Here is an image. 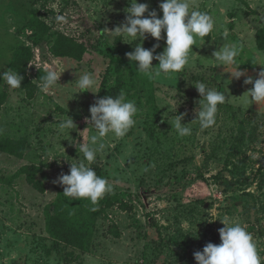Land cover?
I'll return each instance as SVG.
<instances>
[{"label":"rangeland","instance_id":"1","mask_svg":"<svg viewBox=\"0 0 264 264\" xmlns=\"http://www.w3.org/2000/svg\"><path fill=\"white\" fill-rule=\"evenodd\" d=\"M250 1L240 7L236 0H191L214 20L210 38H197L181 72L152 78L126 56L140 40L125 43L109 32L124 21L129 0H0V73L14 71L11 60L23 47L32 51L26 73L33 82L40 68L62 73L53 90L44 93L39 83L31 98L0 81V99L8 95L0 102V142L25 141L20 160L0 150V175L32 163L56 180L83 159L73 143L95 134L85 117L96 99L124 91L138 108L134 126L122 138H104L105 149L90 165L106 174L111 194L120 195L96 218L90 248L49 236L44 210L56 190L40 174L35 179L44 183L43 192L21 175L11 185L0 182V264H197L194 252L221 243L224 218L251 233L264 264V101H251L246 92L253 85L244 84L264 69V49L257 46L264 1ZM138 2L162 17L161 0ZM59 32L86 46L80 60L50 52ZM156 43V53L162 52L164 39L149 37L143 47ZM222 46L240 49L234 64L213 60ZM238 67L246 76L232 77ZM84 72L96 75L98 93L78 92L74 73ZM195 82L226 96L215 125L203 130L194 120L201 99ZM180 114H186L181 123L192 129L189 136H178L167 122ZM67 116L76 129L58 135L57 124Z\"/></svg>","mask_w":264,"mask_h":264},{"label":"clouds","instance_id":"2","mask_svg":"<svg viewBox=\"0 0 264 264\" xmlns=\"http://www.w3.org/2000/svg\"><path fill=\"white\" fill-rule=\"evenodd\" d=\"M129 4L130 6L125 9L124 21L114 30L108 31L113 38L122 37L124 42L140 40L134 50L126 53V56L136 65L138 72L152 78L181 72L189 63V53L192 51V46L196 45L197 38L203 40L209 36L215 26L212 17L207 12L197 10L191 0H161L159 9L162 11V17L158 16L155 9L149 11L147 3L129 0ZM56 20L66 22L62 15H57ZM162 32L165 33L164 37ZM149 37L157 42L161 39L165 40L166 46L162 52L156 53V49L160 47L159 43L153 44L151 48L143 47V42ZM239 53L240 49L236 46H222L213 52V60L221 65H232ZM154 59L159 62L158 66H153ZM61 74L57 69L49 68L39 78L40 90L44 93L53 90ZM74 75L77 77L74 84L78 92L98 93L94 90L98 83L94 73L84 72ZM231 75L239 79L246 76V73L238 67ZM22 80L23 77L11 69L0 73V81L6 83L10 89L20 88ZM193 84L201 97L197 102L198 107L194 110L196 113L194 120L199 122L201 130L207 129L215 125L218 105L225 102L226 96L223 91L209 88L203 82ZM244 84L253 85L246 92L251 101L256 103L264 101V69L259 71L256 79L246 76ZM126 96L124 91L117 96L106 95L96 99L89 107L90 118L85 117V120L89 127L95 130V134L87 138L81 136L83 137L81 143L72 142L83 154V159L78 163H70L69 173H61L53 181L63 187L65 197L73 200L87 199L92 204H96L106 193L113 191V185L108 179L98 176L90 165L95 161L97 154L105 149L104 138L109 134L122 138L134 126L136 122L134 117L138 108L135 102L127 100ZM184 115L186 114L176 115L174 119L167 121L180 137L192 134V129L187 124L181 123ZM74 129L76 124L67 116L59 121L56 130L58 135H63L66 130ZM221 223L225 225L218 229L221 243L216 245L209 242L202 251L194 252L193 256L197 264H261V257L251 233L240 223L229 218L221 219Z\"/></svg>","mask_w":264,"mask_h":264},{"label":"trees","instance_id":"3","mask_svg":"<svg viewBox=\"0 0 264 264\" xmlns=\"http://www.w3.org/2000/svg\"><path fill=\"white\" fill-rule=\"evenodd\" d=\"M211 34V33H210ZM209 36L205 39H209ZM263 37V38H262ZM257 46L264 49V28L257 32ZM86 51V46L78 42L74 37H70L64 33H57L50 52L57 57H71L80 60ZM32 56V51L28 47L16 49L10 65L12 69L19 73L23 80L20 89H24L28 97H33L38 89L40 77L47 70L40 68L37 72V82L29 79L26 70L27 64ZM7 95H1L0 102H4ZM104 97V96H103ZM25 141L23 139H6L0 142V150L16 157H22L24 154ZM68 166L64 174L69 173ZM98 176L107 177L100 168H93ZM40 174L44 180L49 181L56 190V196L51 203L45 206V230L49 236L56 242H63L82 251L90 248L93 236V228L95 220L98 216L104 215L106 209L114 202H119V194L106 193L102 199L96 204H92L87 199L73 200L67 198L63 194V187L57 183H53V179L41 165L23 164L10 176L4 177L0 175V182L11 185L15 179L21 175H25L28 182L38 191L43 192L45 189L41 179H35ZM107 179V178H106ZM53 207V211L50 208ZM75 207L78 208L76 211Z\"/></svg>","mask_w":264,"mask_h":264},{"label":"crops","instance_id":"4","mask_svg":"<svg viewBox=\"0 0 264 264\" xmlns=\"http://www.w3.org/2000/svg\"><path fill=\"white\" fill-rule=\"evenodd\" d=\"M236 1H238V2L240 3V7H241V5H242L243 3H244V4L247 3V4L251 5V1H250V0H236ZM258 1H259V0H257V2H258ZM263 1H264V0H263ZM210 2L213 3V0H210ZM254 2H255V1H254ZM254 2H253V3H254ZM263 4H264V3H263ZM263 4H262V5H263ZM256 5H258V6H262V5H259V4H256ZM215 8H216V6H215ZM263 9H264V5H263ZM207 11H208V9H207ZM218 11H219V9H218ZM218 11H215V12H218ZM210 13H211V12H210ZM261 28H264V25H262V26L260 27V29H261ZM258 30H259V29H258ZM7 97H8V95H7ZM16 139H17V138H16ZM17 158H19V157H17ZM19 160H20V158H19ZM20 166H22V165H20ZM20 166H19V167H20ZM19 167H18V168H19ZM18 168H17V169H18ZM17 169H16V170H17ZM16 170H15V171H16ZM15 171H14V172H15Z\"/></svg>","mask_w":264,"mask_h":264}]
</instances>
